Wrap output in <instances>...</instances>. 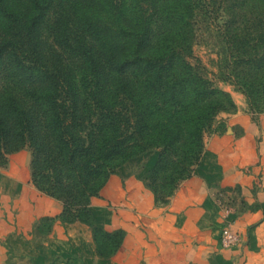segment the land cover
Masks as SVG:
<instances>
[{
	"label": "trees",
	"instance_id": "trees-1",
	"mask_svg": "<svg viewBox=\"0 0 264 264\" xmlns=\"http://www.w3.org/2000/svg\"><path fill=\"white\" fill-rule=\"evenodd\" d=\"M260 3L228 5L229 24L243 36L238 54L246 73L236 72L235 82L248 98V76L264 64V43L249 42L250 16ZM193 6L194 0H0V165L27 146L32 182L61 201V221L90 226L101 257L112 255L125 233L97 224L89 208L110 173L155 148L142 178L155 201L165 202L199 162L213 116L234 108L230 95L188 60Z\"/></svg>",
	"mask_w": 264,
	"mask_h": 264
},
{
	"label": "crops",
	"instance_id": "crops-1",
	"mask_svg": "<svg viewBox=\"0 0 264 264\" xmlns=\"http://www.w3.org/2000/svg\"><path fill=\"white\" fill-rule=\"evenodd\" d=\"M217 118L165 202L142 178L154 160L147 153L118 165L90 198L97 224L125 231L108 257L96 253L87 223L61 221V201L34 185L29 148L10 152L0 165V264H64L52 258L68 255L83 264H264V110L252 118L237 103ZM45 215L52 225L37 231ZM225 226L239 235L232 245L220 242Z\"/></svg>",
	"mask_w": 264,
	"mask_h": 264
},
{
	"label": "rangeland",
	"instance_id": "rangeland-1",
	"mask_svg": "<svg viewBox=\"0 0 264 264\" xmlns=\"http://www.w3.org/2000/svg\"><path fill=\"white\" fill-rule=\"evenodd\" d=\"M229 1L232 0H194V6L190 13L192 36L190 41L191 52L188 60L213 86L226 91L234 103V108L218 111L213 116L211 123L218 119V115L235 111L237 103L244 106L252 118H256L258 113L264 110V91H258L262 87L260 85L261 81H264V64L262 70L255 72L257 75L254 76L255 78L248 76L253 84L254 94L251 98H248L240 84L235 82L236 72L246 73V70H244L245 63L238 54L240 51L238 48L241 46L239 41L243 36L240 34V29L229 24L232 15L230 13H233L228 10ZM231 11H233V8ZM235 14L238 17V9ZM250 17L252 19V29L250 28L249 42L264 43V7H262V3H260L255 14ZM209 127H206L205 130ZM145 153L154 159L156 149H149L139 155ZM53 220H40L39 218L35 222V229L40 232L46 231L52 225ZM52 261L53 263L83 264L82 256L78 255H68L60 261L55 257L52 258Z\"/></svg>",
	"mask_w": 264,
	"mask_h": 264
},
{
	"label": "built area",
	"instance_id": "built-area-1",
	"mask_svg": "<svg viewBox=\"0 0 264 264\" xmlns=\"http://www.w3.org/2000/svg\"><path fill=\"white\" fill-rule=\"evenodd\" d=\"M239 238V235L232 231L228 226H225L221 229L220 232V242L224 246L234 244Z\"/></svg>",
	"mask_w": 264,
	"mask_h": 264
}]
</instances>
